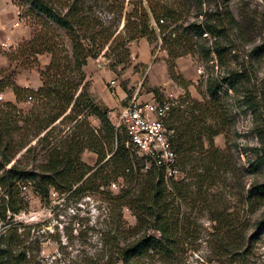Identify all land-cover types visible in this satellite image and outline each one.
I'll return each mask as SVG.
<instances>
[{"label": "trees", "instance_id": "1", "mask_svg": "<svg viewBox=\"0 0 264 264\" xmlns=\"http://www.w3.org/2000/svg\"><path fill=\"white\" fill-rule=\"evenodd\" d=\"M145 1L146 7L141 0L132 3L133 9L125 14V25L118 32L114 20L123 15V4L118 0H11L20 16L31 19L35 27L32 39L21 45L19 52L31 58L47 54L50 60L39 71L42 84L38 89L12 85L15 103H0V221H11L0 234V259L14 243L15 216L28 209L27 191L42 200L51 191L103 189L101 194L108 202L110 216L97 232L102 250L98 258L88 256L84 264L179 262L184 249L196 242L200 234L199 217L187 212L194 186L204 203L203 209L209 208L208 219L214 223L207 244L212 245L217 256L236 255L252 242L255 231L264 232V217L256 220L255 231L248 236L251 221L248 217L218 207L211 209L206 197L211 185L204 183L207 175L193 165L194 154L203 147V140L212 147L211 140L219 133L212 131L206 119L221 85H228L235 94L242 93L247 110L264 119V91L261 100L252 95L247 86L249 74L227 68L221 78L208 76L207 93L211 99L194 102L189 120L181 116L179 108L170 110L166 126L174 132L176 164L186 172V177L169 181H165L163 170L154 165L143 173L146 168L143 158L139 159L126 147V137L118 134L108 112L91 98L83 72L88 61L107 47L122 62L129 56L127 45L131 41L155 36L151 18L162 33L171 29L163 39L170 59L199 49L204 57L214 54L222 62L227 49H232L235 40L246 35V27L232 14L231 0H192L197 13L186 27L179 23L183 16L180 8L191 0H184L183 6L181 0H165L161 8L157 0ZM211 2L213 9L208 10ZM102 9L107 12L114 9L118 15L113 19L102 17ZM161 19L163 24L159 23ZM258 51L257 56L263 54L264 47H257L255 52ZM34 62L35 59L31 65ZM24 103L30 104L29 109H21ZM196 111L198 115L194 114ZM92 118L99 122L98 126ZM176 122L178 127L174 126ZM256 131L264 146V130ZM85 151L96 156L94 165L83 162L81 155ZM256 152L261 155L250 165L251 173L264 163V147ZM191 178L196 180L195 185ZM120 180L121 185L117 183ZM113 183L117 184V193L110 190ZM246 193L243 205L247 209L242 211L250 215L264 202V182L251 184ZM125 209L135 218L134 226L126 223Z\"/></svg>", "mask_w": 264, "mask_h": 264}, {"label": "rangeland", "instance_id": "2", "mask_svg": "<svg viewBox=\"0 0 264 264\" xmlns=\"http://www.w3.org/2000/svg\"><path fill=\"white\" fill-rule=\"evenodd\" d=\"M118 1L123 4L122 18L114 20L119 32L125 25V14L133 9L132 3L140 0ZM141 1L146 7V1ZM157 1L161 8L165 0ZM185 2L186 7L180 5L183 16L179 23L183 27L193 21L197 13L192 0ZM183 3L184 0H181L182 6ZM210 4L208 10L213 9V2ZM230 7L236 20L246 27V35L235 40V46L227 49L222 62L217 61L214 54H210L209 58L204 57L199 49L170 59L163 39L169 36L171 29L162 33L153 25V18L150 22L155 36L131 41L127 45L129 56L122 62L107 51V47L97 58L88 61L83 72L89 94L97 106L108 112L116 131L120 113L134 95L141 101L154 98L169 102L171 109L179 108L183 118L191 119L194 102L205 103L211 99L207 93L208 76L221 78L227 68L249 74L248 89L261 100L260 94L264 91V85H260L264 81V52L257 56L259 51L255 52V49L264 47V0H231ZM114 9L110 12L102 9V17L113 19L118 15ZM160 16H163L162 12ZM31 22V19L20 16V10L11 0H0V103H15L12 85L36 90L42 84L39 71L48 66L50 57L37 54L31 58L19 52V47L33 37L35 27ZM61 36L64 38L63 33ZM33 59L35 62L31 65ZM217 89L214 108L206 124L211 125L213 132L219 133L211 140L212 147H209L206 139L203 140V147L194 154L193 165L199 169L195 168L192 173L197 170L207 175L204 183L211 185L206 194L211 209L218 207L227 213L239 212L240 216L251 220L246 234L249 236L255 231L253 225L256 220L264 217V202L253 214L242 211L247 209L243 205V198L249 186L264 182V163H261L258 171H249L250 165L261 155L256 150L264 147L256 131L260 128L263 132L264 119L247 110L242 102V93L235 94L228 85H221ZM20 106L18 108L27 110L30 104ZM198 113L194 112L195 115ZM91 120L95 126L99 125L96 119ZM174 126L178 127L179 123H174ZM117 132L125 137L124 131ZM81 158L88 165L96 162L92 152L85 151ZM143 162L147 164L144 159ZM179 173L178 179L186 177L184 170L179 169ZM190 182L195 185L196 180L193 178ZM117 183L121 185L123 182L120 180ZM110 190L118 192V188ZM101 191L103 189L99 192L74 189L69 193L51 191L42 200L27 191L28 209L15 216L12 222L17 226V232L12 235L14 243L0 259V264H84L88 256L98 258L102 245L97 232L105 220L109 221L110 216L108 202ZM190 197L191 206H194H188L187 212L191 211L193 216L199 217L197 223L201 226L200 234L196 242L184 249L179 262L174 264H264V232L257 234L255 231L252 242L245 244L236 255L217 256L212 245L207 244V235L213 231L214 224L208 219L209 208L205 206L203 209L204 203L196 193V186L192 188ZM123 215L128 225H135L136 220L128 210L125 209ZM10 222L0 221V234L5 232ZM146 264L162 263L156 261Z\"/></svg>", "mask_w": 264, "mask_h": 264}, {"label": "built area", "instance_id": "3", "mask_svg": "<svg viewBox=\"0 0 264 264\" xmlns=\"http://www.w3.org/2000/svg\"><path fill=\"white\" fill-rule=\"evenodd\" d=\"M170 110L169 102L154 98L141 101L134 95L122 109L116 125L117 131H124L126 147L146 161V169L151 165L162 169L165 181L178 179L180 175L172 145L174 132L166 126ZM115 188L117 184H111L110 189Z\"/></svg>", "mask_w": 264, "mask_h": 264}, {"label": "crops", "instance_id": "4", "mask_svg": "<svg viewBox=\"0 0 264 264\" xmlns=\"http://www.w3.org/2000/svg\"><path fill=\"white\" fill-rule=\"evenodd\" d=\"M113 87H114V85H113ZM115 88V87H114ZM115 91H113L112 93H113V95L115 96V93H114ZM117 94H118V92H117ZM104 102H106V101H104ZM95 156V155H94Z\"/></svg>", "mask_w": 264, "mask_h": 264}]
</instances>
